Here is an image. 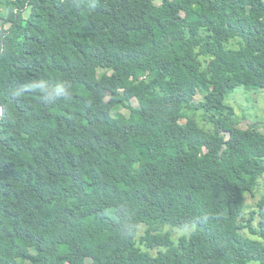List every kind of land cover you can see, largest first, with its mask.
I'll return each instance as SVG.
<instances>
[{
  "label": "trees",
  "instance_id": "obj_1",
  "mask_svg": "<svg viewBox=\"0 0 264 264\" xmlns=\"http://www.w3.org/2000/svg\"><path fill=\"white\" fill-rule=\"evenodd\" d=\"M0 19V264H264V126L226 103L264 89V0H0Z\"/></svg>",
  "mask_w": 264,
  "mask_h": 264
},
{
  "label": "rangeland",
  "instance_id": "obj_2",
  "mask_svg": "<svg viewBox=\"0 0 264 264\" xmlns=\"http://www.w3.org/2000/svg\"><path fill=\"white\" fill-rule=\"evenodd\" d=\"M0 19V23H1ZM8 25V24H7ZM183 37L181 32H173L165 37V40L169 41L171 39H180ZM103 70L98 71L100 75ZM202 95H198L197 100L202 99ZM226 103L235 106L236 118L241 127H246L251 122L261 123L260 126H264V89H249L244 90L243 88L236 89L227 98ZM116 112L122 115H127L128 110L124 107H120ZM203 121V120H202ZM204 122V121H203ZM65 185V184H63ZM264 193V175L260 178L258 188L255 192V196H247V202L250 204L255 203L258 197ZM144 227L140 228L138 235H142ZM192 227L175 228L173 230L172 236L176 237L180 234H189ZM252 264V263H249ZM256 264V263H254Z\"/></svg>",
  "mask_w": 264,
  "mask_h": 264
}]
</instances>
